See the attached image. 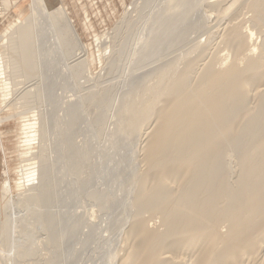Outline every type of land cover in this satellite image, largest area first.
<instances>
[{"label":"bare ground","instance_id":"6f19581e","mask_svg":"<svg viewBox=\"0 0 264 264\" xmlns=\"http://www.w3.org/2000/svg\"><path fill=\"white\" fill-rule=\"evenodd\" d=\"M129 12L108 60L117 80L99 89L82 88L88 44L64 6L31 0L0 37L3 97L23 89L40 104L24 140L46 154L24 158L17 185L36 181L21 204L55 249L46 264H79L89 244L88 264H264V0H135ZM15 228L0 222V253L20 264L45 243L15 242Z\"/></svg>","mask_w":264,"mask_h":264},{"label":"rangeland","instance_id":"374dc122","mask_svg":"<svg viewBox=\"0 0 264 264\" xmlns=\"http://www.w3.org/2000/svg\"><path fill=\"white\" fill-rule=\"evenodd\" d=\"M30 2L31 0H9V4L7 6L5 5L0 13V37L3 36L12 25L18 24L21 20V16L28 15ZM46 2L48 4L47 0ZM134 2L135 0H60V2H58L57 5L48 4L50 8H56L59 5L64 6L66 10L69 12V15L71 19L73 20V23L80 37L82 38L83 42L86 45L88 44L85 57L87 58V63L89 66L88 67V70L90 72L89 77L94 78V79L89 80L88 81L89 84L87 82L81 81L82 82L81 85H83L82 88H84L85 86V88L93 87L94 89H97V88L99 89L100 86L105 87L107 86L108 83L109 84L110 82L112 83L114 76L117 77L118 73L117 74L114 73L110 75L109 69H108V62H109L108 60H110L113 54L112 50L115 44H117L122 39V35L124 34V31L126 30L125 26L129 18V14H130L129 10L133 6ZM250 15H251L250 13L245 14L244 17H249ZM117 26H121L120 30L116 33H113L114 36H111V38H108V40L103 39V40H100L99 43L95 40L97 36H102L105 33H111L114 29H116ZM107 44L110 45L108 49H107ZM104 49H107V52ZM2 51H3V48L0 46V54ZM0 62H1V56H0ZM45 68L48 69V65ZM103 68L104 69L106 68V70H104ZM103 75H105L106 78H104ZM111 77H112V80L110 81ZM1 80L2 79H0V88L3 86L2 84L3 81ZM22 80L23 79L21 77L17 78V81H19L18 83H22ZM116 80L117 79L115 78L113 83L116 82ZM102 83L103 85H101ZM20 85L21 87L23 86L22 84ZM20 85H18L19 88H21ZM19 90L22 92L23 89L22 90L19 89ZM18 91H15L13 94L11 93V95H8L5 97H3V92L2 91L0 92V222L4 221L6 217H9L12 215L13 219L15 220V225H16L15 233L13 237H15L16 235L18 236L20 235L19 230H21V233H24L23 235L21 234L22 236H19L20 239L17 238L18 236H16L14 239L15 242L17 241V239H18L17 242L24 240L26 244H29V247H33L32 244L33 245L41 244L40 245L41 247L45 243L44 244L45 246L41 249L40 253L30 254L28 256H25L24 258L19 259L20 260L19 262L22 261V263L20 264H35V263L36 264H44V263L46 264L47 262L46 258L48 257V255L52 253V250L54 248L52 247V245L45 242L46 240L45 237L47 236L45 233V227L41 225V223L39 222L34 223V224L28 222L31 212L34 208L32 201H30L29 206L26 205V207H24L21 204L24 196H35L39 193L38 189L36 190V186H35L36 181L34 182L31 181L32 182L31 184H25L21 189L17 185L19 184L20 179L23 176L21 173V169H24L23 165L27 163L26 160L28 161L29 159L27 157H30L31 160L35 161V156H31V153L35 154V153H38L39 151L44 150V154H46V148H43V147L40 148L41 145L38 139L33 140V142L31 141L29 145H27L25 142L26 140H24L26 129L24 127L25 121H24V118L22 117L27 116V115L31 116V114H34V111L36 113V111L38 110L36 107H40V104H34V103L32 104V103L27 102L25 99L23 101V99H21L19 96L21 95V92L19 91V94H17ZM18 98L21 99L22 101L18 100ZM39 102L41 103L43 102V100ZM43 104H45V101L43 102ZM22 113H25V114L23 115ZM88 117L93 122V124L96 123L95 119L97 117V114L95 112V107L93 106L91 107ZM22 152H24V154ZM31 166L32 164L28 165V167H31ZM28 167L26 166V168ZM8 183L9 185H6ZM106 195H107V198L111 197L108 194ZM19 198L21 199V201L18 200ZM13 202L15 205L12 204ZM19 202H20V205L22 206L19 205ZM13 206H15L16 208ZM18 206L19 208H17ZM69 210H72V209H69ZM93 211H95L94 212L95 216L93 218L94 222L95 223L97 221L99 222L100 220L99 209L95 207ZM18 215H20V217L15 219V217H17ZM19 218L20 219L22 218L23 221L18 220ZM24 220H25V223H23ZM105 228H108V229L105 230L106 232H104V235L107 234L108 238L110 237L108 240L106 236L107 242L110 241L111 245L113 243L116 246V248L119 249V244H121V242H119L118 240L119 233L115 234L114 231H116V229H113L114 231H112L111 227L109 226ZM109 228L111 230H109ZM87 230L88 229H86L84 234L88 235L89 232ZM107 230L109 232L111 231L114 235L117 236V238H114L116 236H113L112 233L107 232ZM82 236L84 237L85 235H82ZM115 241L117 242L118 245L115 243ZM107 242L105 243L107 244ZM108 245L110 246V243ZM106 246L107 245H105V247ZM78 247H80V245H78ZM89 247H90V244L84 251H86L88 254H91L90 252L92 251L88 250ZM80 250L81 249L79 248L78 249L79 254H81V252L85 253L84 251H80ZM87 253L82 254V257H81L82 259L80 258V262L78 261L79 264L80 263L88 264L87 262L88 260L86 261L83 260L85 258L87 259V255H88ZM83 255L85 256L84 258H83ZM7 256L8 255H6V253L4 254L3 252L0 253L1 264L3 263L11 264L10 262H8L9 260ZM2 258L7 259V261L3 260ZM24 259H28V261H25Z\"/></svg>","mask_w":264,"mask_h":264},{"label":"crops","instance_id":"0c3cea01","mask_svg":"<svg viewBox=\"0 0 264 264\" xmlns=\"http://www.w3.org/2000/svg\"><path fill=\"white\" fill-rule=\"evenodd\" d=\"M49 5H57L60 0H47Z\"/></svg>","mask_w":264,"mask_h":264},{"label":"built area","instance_id":"2783aa9c","mask_svg":"<svg viewBox=\"0 0 264 264\" xmlns=\"http://www.w3.org/2000/svg\"><path fill=\"white\" fill-rule=\"evenodd\" d=\"M3 7H4L3 0H0V13H1Z\"/></svg>","mask_w":264,"mask_h":264}]
</instances>
